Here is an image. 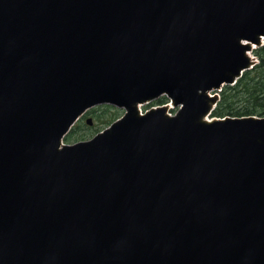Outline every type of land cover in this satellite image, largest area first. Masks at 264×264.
I'll return each instance as SVG.
<instances>
[{
	"label": "water",
	"instance_id": "1",
	"mask_svg": "<svg viewBox=\"0 0 264 264\" xmlns=\"http://www.w3.org/2000/svg\"><path fill=\"white\" fill-rule=\"evenodd\" d=\"M261 37L264 0H0V264H264V117L205 120Z\"/></svg>",
	"mask_w": 264,
	"mask_h": 264
},
{
	"label": "trees",
	"instance_id": "2",
	"mask_svg": "<svg viewBox=\"0 0 264 264\" xmlns=\"http://www.w3.org/2000/svg\"><path fill=\"white\" fill-rule=\"evenodd\" d=\"M254 54L257 65L244 72L233 86L223 87L213 116L264 115V44Z\"/></svg>",
	"mask_w": 264,
	"mask_h": 264
},
{
	"label": "rangeland",
	"instance_id": "3",
	"mask_svg": "<svg viewBox=\"0 0 264 264\" xmlns=\"http://www.w3.org/2000/svg\"><path fill=\"white\" fill-rule=\"evenodd\" d=\"M151 104L141 106L142 112L145 111ZM100 107V108H99ZM175 109H170L169 112L171 114L174 113ZM124 110L121 108H115L111 106L106 107H95L90 109L84 117H82L75 125L72 127L71 131L69 132L70 142L81 141V140H88L96 131L103 129L106 127L104 122L109 119V116L115 114L117 117H120L123 114ZM91 119V124L87 125L85 123V118Z\"/></svg>",
	"mask_w": 264,
	"mask_h": 264
},
{
	"label": "bare ground",
	"instance_id": "4",
	"mask_svg": "<svg viewBox=\"0 0 264 264\" xmlns=\"http://www.w3.org/2000/svg\"><path fill=\"white\" fill-rule=\"evenodd\" d=\"M261 40H262V37L260 38V41H259V42H261ZM242 43H243V42H242ZM243 44H245V45H247V46H253V45H254V44L251 43V42H244ZM245 54L248 56V53H247V52H245ZM137 106H138V105H136V110H137V112H138ZM203 122H206V121H203Z\"/></svg>",
	"mask_w": 264,
	"mask_h": 264
}]
</instances>
